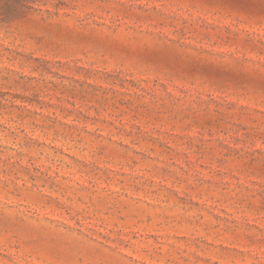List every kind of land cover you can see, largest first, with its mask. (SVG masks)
Returning <instances> with one entry per match:
<instances>
[{"label":"rangeland","instance_id":"obj_1","mask_svg":"<svg viewBox=\"0 0 264 264\" xmlns=\"http://www.w3.org/2000/svg\"><path fill=\"white\" fill-rule=\"evenodd\" d=\"M0 264H264V0H0Z\"/></svg>","mask_w":264,"mask_h":264}]
</instances>
